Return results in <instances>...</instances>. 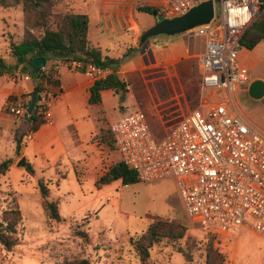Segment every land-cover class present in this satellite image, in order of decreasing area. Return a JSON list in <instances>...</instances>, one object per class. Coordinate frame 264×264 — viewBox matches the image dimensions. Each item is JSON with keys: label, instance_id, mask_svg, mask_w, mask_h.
<instances>
[{"label": "rangeland", "instance_id": "1", "mask_svg": "<svg viewBox=\"0 0 264 264\" xmlns=\"http://www.w3.org/2000/svg\"><path fill=\"white\" fill-rule=\"evenodd\" d=\"M145 7L156 10L152 0H64L54 8L55 13L72 10L88 17V39L100 47L103 55L122 59L118 70L124 73L117 75L127 84L128 90L119 94L109 91L102 103L87 104L86 107L76 96L70 98V105L58 100L50 107L53 125L44 124L39 138L33 133L37 152L35 155L29 153L27 159L28 164L34 163L33 173L27 165L17 167L21 159L18 158L19 150L23 146L19 143L16 153V141L25 132L19 128L14 135L0 129V210L5 207L6 194L10 193L17 199L23 217L19 244L11 252L0 246V264H62L65 260L79 259H85L89 264H140L131 241L137 240L156 219L185 226V237L176 245L185 248L188 238L194 241V247L190 261H186L180 253L174 252L171 242L163 240L151 249L145 264H206L205 246L211 237L214 248L224 257V264H264V237L247 226L229 236L204 233L187 219L171 179L150 183L139 181L127 186L117 181L100 189L95 187L99 169L92 156L85 158L83 155V150L88 152L96 140L93 132H99L100 139L101 133L108 130L113 122L140 112L150 127L152 140L157 142L164 128L161 123L170 124L175 116L174 108L166 107L176 102L172 99L174 93H181L179 80L176 76L166 81L159 79L163 72L151 67L154 64L151 49L156 43L164 44L161 39L191 33L160 35L141 44L142 33L155 23L152 15L141 11ZM216 11L218 13L217 8ZM23 33L21 7L5 9L0 6V57H4V52L9 53L10 45L14 46ZM247 51L250 50L244 48L242 53ZM9 61L12 59L6 58V62L11 64ZM192 68L197 69L195 61ZM70 69L66 63H59V74L62 73L65 85L85 79L82 73ZM168 72L173 75L172 70ZM248 74L251 80L264 83V60L255 69L248 70ZM6 75L9 74H0V112L5 104L3 90L16 87L18 93L32 85L31 81L23 80L8 84ZM193 83L185 87L191 106L197 103L199 93ZM204 96L206 98L207 91ZM14 97L19 99L22 95ZM236 98L244 114L264 130V97L253 100L239 90ZM179 100L184 104L182 96ZM86 123L92 124L89 139L82 140L83 148H76L72 129L81 132V124ZM107 149L118 159L114 148ZM86 161L91 166L87 167ZM39 180L45 182L49 200L56 201L60 222L45 216ZM82 233L88 235L89 241Z\"/></svg>", "mask_w": 264, "mask_h": 264}, {"label": "built area", "instance_id": "2", "mask_svg": "<svg viewBox=\"0 0 264 264\" xmlns=\"http://www.w3.org/2000/svg\"><path fill=\"white\" fill-rule=\"evenodd\" d=\"M206 1L213 3V19L192 30L205 39L198 61V106L157 142L140 112L113 122L108 130L120 161L136 172L140 182L171 179L175 183L187 219L201 231L229 236L247 226L264 237V130L245 116L235 99L239 89L251 83L239 61L240 40L262 13L264 2L155 0L154 4L162 19H173ZM79 66L72 63L74 69ZM108 72L93 64H86L83 70L92 82ZM9 80L16 84L30 76L13 75ZM36 94L39 112L49 124L56 97L45 88ZM29 101L15 98L4 104L3 111L25 121ZM26 123L20 139L23 147L33 139Z\"/></svg>", "mask_w": 264, "mask_h": 264}, {"label": "trees", "instance_id": "3", "mask_svg": "<svg viewBox=\"0 0 264 264\" xmlns=\"http://www.w3.org/2000/svg\"><path fill=\"white\" fill-rule=\"evenodd\" d=\"M63 2L64 0H0L2 8L21 7L24 27V33L20 40L9 48V55L14 63L8 64L4 58L0 57V74L29 75L34 81L33 92L37 93L45 88L57 98L61 92L58 75L52 67L46 68L48 63L59 60L66 63L68 68H71L74 62L79 63L80 66L76 67L75 70L81 73H83L86 64H93L96 67L111 71V73L93 82L89 90V104H100L103 91L110 90L115 94L127 92V84L117 75L122 59H113L103 55L99 47L90 43L87 38L89 20L85 14L76 13L72 10L55 13L54 8ZM141 11L151 14L155 10L145 7ZM259 41H264V6L260 17L241 38L240 46L252 50ZM124 57H127V54H124ZM36 58H41L45 62L41 77L33 73L32 61ZM15 98L9 96L5 103ZM24 119L28 122L27 131L33 133L45 124L37 104H35L32 114ZM101 137L106 146L115 149L113 136L108 130L103 131ZM19 143L20 139L16 141V153L19 149ZM26 165L30 167L33 173L31 165L28 163ZM115 181H120L122 186L139 182L136 172L118 161L96 180L95 187L100 189ZM38 187L41 207L45 216L49 220L60 222L57 203L49 200V190L45 182L39 180ZM4 202L5 207L0 210V246L6 252H11L19 244V230L22 226L23 217L14 195L7 193ZM185 234V226L156 219L148 225L137 240L131 241V245L140 264H145L148 261L151 249L163 240L171 242L174 252L180 253L186 261H190L194 241L187 238L185 248L176 245L185 237ZM81 235L89 241L86 233ZM205 263L224 264V257L214 248L213 237L205 246ZM62 264H89V262L85 259L65 260Z\"/></svg>", "mask_w": 264, "mask_h": 264}, {"label": "crops", "instance_id": "4", "mask_svg": "<svg viewBox=\"0 0 264 264\" xmlns=\"http://www.w3.org/2000/svg\"><path fill=\"white\" fill-rule=\"evenodd\" d=\"M152 1L155 3V0H152ZM189 33H191V34L187 35V33H186V35L182 34L180 36H175L173 38L161 39V41L164 44H162V46L160 48H156V44H157L156 43L155 45H153V47L151 49L152 57L154 59V64L151 67L156 68V69L159 68L163 72V75L159 79L166 81L167 78H173L174 76H176V78H178V80H179L178 85H179V90L181 91V93L178 95L176 93H174L175 96L172 97L173 100L176 99V102L173 105L166 107L167 109L168 108H174L175 116H174V118H172V121H171L172 123H170V124L167 122L161 123V126L164 128H162L163 131H162L161 136H159L157 138L158 140L163 139L165 137V135L167 134V132L170 130V128L173 127L174 125H176L178 122H180L189 113H191L198 106V104L200 102L201 88H200V71H199L198 61H199V57L203 54V52L205 50V39L203 37L195 35L194 32H192V31H190ZM10 36H12V34H10ZM195 40H197V41H195ZM177 42L179 44H175ZM5 44H6V39H4V45H3L4 47L6 46ZM10 46L13 47V45H10ZM96 47H98V46H96ZM139 49L140 48H135V50H139ZM243 49L244 48L241 47V50L239 53V61H240L241 66L244 69H246L247 71L255 69L264 60V41H259L252 50L247 51L246 53H242ZM106 53H108V50ZM3 55H4V57H2V58H4L5 61H6V58L12 59L10 57L9 53L4 52ZM194 61L197 64V69H195V70L192 68ZM13 62H14L13 59H12V61H9V63H11V64ZM60 62L61 61H59V60H55L52 63H48L46 66V68L52 67L54 69V71L57 73V75H58L57 78L59 80V90L61 91L60 95L55 99L52 106L58 100H62L65 103H67V105H70V98H72V96H76L77 98L79 97L81 99L82 106L86 107V105L89 104V97H90L89 90H90L93 82L90 81L82 73L84 75V78H85L83 81L76 82L75 84H66L65 85L63 77H62V73L59 74V63ZM70 70H72L74 72H79V71L75 70L73 67H71ZM170 70H172V72H173V75H171V76L168 72ZM79 73H81V72H79ZM109 73H111V71H109L108 74ZM119 73L122 74V73H124V71L123 70L122 71L117 70V74H119ZM254 80L255 79H252L251 81H254ZM30 81L32 82V85L26 86L22 92L19 91L18 93H16V90H15L16 87L14 89L3 90L2 95L5 97V101H6L7 97H9V96L22 95V97L24 99H27L28 97H30V95L33 92V88H34V82H33V79L31 77H30V80H28L26 82H30ZM5 82L8 84H11V81L9 80V75L5 76ZM192 83L195 84L196 89L199 90V93L197 95V103L194 106H191L188 103V99H187L186 92H185L186 88L189 87ZM248 86L249 85L243 86L242 88H240L239 89L240 93L244 94V92H245L248 96V92H247ZM127 88H128V86H127ZM172 88H173V90L172 89L171 90H172V92H174L175 88L173 87V85H172ZM109 91L110 90H107V91H103L101 93V103H102L104 97L107 96ZM69 96H71V97H69ZM181 96L183 97L184 104L179 100ZM248 98H250V97L248 96ZM236 100H237V98H236ZM164 110H166V109L164 108ZM53 123H54V121L51 120V123H49V124L53 125ZM252 123H254V122H252ZM167 124H168V126H167ZM255 125L258 126L257 124H255ZM26 126H27L26 121L14 120L9 115L5 114V112L3 111V108L1 109V112H0V129L3 128L4 130L10 131V132L14 133V135H16V133L18 132L17 130L19 128L22 129L23 131H26ZM42 126L38 129V131L35 132V136H38V138L41 135L40 130L43 128ZM45 128H48V127H45ZM80 131L81 132H79V130L77 129L75 132V130L72 129V132H71V135L73 137V141H74L76 148H83L82 140H84V139L88 140L89 139V135L92 131V124L91 123L81 124ZM82 133H84V134H82ZM93 133L95 135L96 140H93V143H91L92 148L89 149L88 152H84L87 149L83 150V155L85 158H88L89 156L93 157V159H94L93 162L95 163L96 168L99 169L98 174H97V177L99 178L105 172H107L115 163L120 161V157L118 156V159H117V157L116 158L113 157L110 149H107L108 147L102 142V137H101L102 133L100 135V139L98 138L99 137L98 135L100 134L99 132H93ZM105 146L107 147L106 149H105ZM36 152L37 151L35 148V143H34V138H33L31 141L27 142L26 145L19 150V157L18 158L24 157L26 159V162H27L29 153L32 155H35ZM89 161L90 160H88V162ZM88 162L87 161L84 162V164L87 167L91 166ZM31 166L33 169V166H34L33 162L31 164ZM115 182H117V181H115Z\"/></svg>", "mask_w": 264, "mask_h": 264}, {"label": "water", "instance_id": "5", "mask_svg": "<svg viewBox=\"0 0 264 264\" xmlns=\"http://www.w3.org/2000/svg\"><path fill=\"white\" fill-rule=\"evenodd\" d=\"M213 15L214 9L212 1L200 3L196 7L190 9L186 14L173 19H162L156 11H153L152 16L155 19V23L142 33L140 43L142 44L146 40L160 35L173 36L192 31L209 24L213 19ZM32 66L34 68L33 73L38 77H41L42 71L45 67L44 60L36 58L32 61ZM247 92L248 96L253 100L262 99L264 97V83L259 80L251 81ZM36 100L37 94L36 92H33L30 95V101L25 116H30L32 114ZM26 164V159L22 157L17 164V167H24Z\"/></svg>", "mask_w": 264, "mask_h": 264}, {"label": "flooded vegetation", "instance_id": "6", "mask_svg": "<svg viewBox=\"0 0 264 264\" xmlns=\"http://www.w3.org/2000/svg\"><path fill=\"white\" fill-rule=\"evenodd\" d=\"M150 15H152V13Z\"/></svg>", "mask_w": 264, "mask_h": 264}]
</instances>
